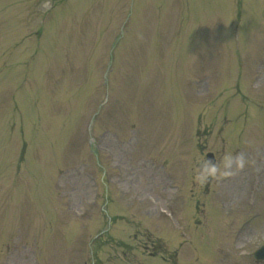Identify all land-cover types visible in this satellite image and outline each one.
I'll list each match as a JSON object with an SVG mask.
<instances>
[{
  "label": "rangeland",
  "instance_id": "rangeland-1",
  "mask_svg": "<svg viewBox=\"0 0 264 264\" xmlns=\"http://www.w3.org/2000/svg\"><path fill=\"white\" fill-rule=\"evenodd\" d=\"M7 1L17 11L15 22L0 10V264H253L264 242V0H134L137 13L126 0H67L44 31L50 0ZM155 2L174 5L165 27ZM180 13L186 32L173 34ZM54 40L60 57L48 56ZM21 126L22 142L36 135L26 158L25 144L7 143ZM113 210L124 220L109 225Z\"/></svg>",
  "mask_w": 264,
  "mask_h": 264
}]
</instances>
